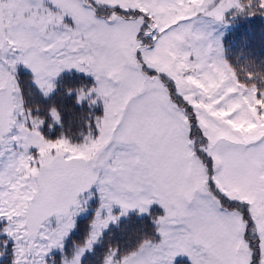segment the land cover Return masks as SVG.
Segmentation results:
<instances>
[{
	"label": "snow or ice",
	"instance_id": "1",
	"mask_svg": "<svg viewBox=\"0 0 264 264\" xmlns=\"http://www.w3.org/2000/svg\"><path fill=\"white\" fill-rule=\"evenodd\" d=\"M0 264H264V0H0Z\"/></svg>",
	"mask_w": 264,
	"mask_h": 264
}]
</instances>
